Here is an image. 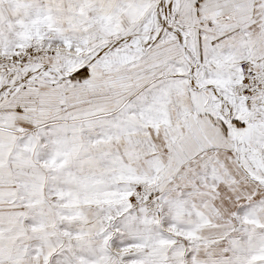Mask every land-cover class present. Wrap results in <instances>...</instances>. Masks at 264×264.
Returning <instances> with one entry per match:
<instances>
[{
	"label": "snow or ice",
	"instance_id": "snow-or-ice-1",
	"mask_svg": "<svg viewBox=\"0 0 264 264\" xmlns=\"http://www.w3.org/2000/svg\"><path fill=\"white\" fill-rule=\"evenodd\" d=\"M0 264H264V0H0Z\"/></svg>",
	"mask_w": 264,
	"mask_h": 264
}]
</instances>
